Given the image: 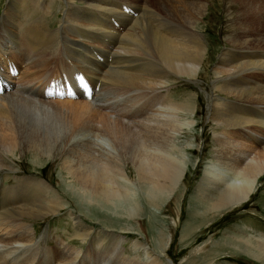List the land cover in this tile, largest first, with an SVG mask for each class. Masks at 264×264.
<instances>
[{
  "label": "bare ground",
  "instance_id": "obj_1",
  "mask_svg": "<svg viewBox=\"0 0 264 264\" xmlns=\"http://www.w3.org/2000/svg\"><path fill=\"white\" fill-rule=\"evenodd\" d=\"M158 2L165 5L162 13L167 21L158 20L162 27L159 31L155 22L137 24L135 35L133 30L127 31L137 15L115 6L128 8L125 0H7L0 37L11 41L7 57L12 59L7 62L23 65L10 79L11 89L0 94V172L3 177L12 173L14 178L10 184L0 181V193L14 192L20 199L10 202L6 211L5 207L0 209V263L33 264L29 256L45 247L37 242L43 243L46 234L43 231L34 239L32 223L23 222L22 217L56 214L64 202L57 189L41 179L30 177L26 189L24 176L6 161L9 155L26 150L47 158L59 157L61 179L67 181L71 191L88 204L127 218L139 216L140 194L147 204L159 209L162 199L184 180L189 143H182L185 138L180 135L194 121L188 115L193 118L196 114L199 103L194 98L199 95L173 100L167 93L171 87L168 82L174 80L172 76L201 75L208 47L195 24L203 18L206 0H156L155 4ZM225 2L228 46L218 54L209 72L206 114L213 122L212 148L197 188L203 210L213 213L247 204L264 176V0ZM55 7L58 23L50 27L47 17ZM99 9L110 16L99 14ZM151 12L162 17L161 12ZM188 18L192 22L189 26L184 24ZM4 42L2 38L0 59ZM103 53L111 58L99 63L101 67L95 72L88 64ZM149 53L159 63L148 62ZM3 68L6 72L4 64ZM78 73L85 74L95 89L90 100L43 99L42 89L50 79ZM105 73L114 82L104 81ZM104 88L110 92L109 97ZM62 136H69L74 144H88L89 153L67 158L65 143L56 145ZM69 215L73 235L85 241L91 236L92 226L79 215ZM97 230L94 241L110 242L120 253L117 256L122 261L118 264H164L160 254L144 241L131 239L137 252L131 257L122 252V234ZM159 237H163L161 232ZM220 239L264 262V232L228 231ZM158 245L162 250L164 244L159 241ZM70 249L62 245L61 250L66 253ZM78 250L73 251L75 255ZM229 261L227 258L220 264Z\"/></svg>",
  "mask_w": 264,
  "mask_h": 264
},
{
  "label": "rangeland",
  "instance_id": "obj_2",
  "mask_svg": "<svg viewBox=\"0 0 264 264\" xmlns=\"http://www.w3.org/2000/svg\"><path fill=\"white\" fill-rule=\"evenodd\" d=\"M155 1L156 0H151L150 3L148 0H139L137 3L131 0H125L130 15H137V19L133 23L134 25L132 24L133 27L131 26L132 28L130 27L127 31L128 33L135 32L133 34L137 35V24L142 22L143 24L155 22L157 23V30L162 28L158 20L164 19V22L167 21L165 15L162 13L165 11L163 8L165 5L160 2H158L157 5ZM173 1L177 3L178 1L180 2V0ZM6 3L7 0H0V20ZM115 6L120 10L125 8L124 5ZM227 8L225 0H206L203 18L199 19L195 24L202 42L208 47V53L206 52L201 63L203 66L200 71L201 75L196 78L172 76L174 80L168 82L169 87H171L167 93L171 99L177 101L186 99L187 96L198 94L199 96L194 99H197L196 102L199 104L193 118L191 115H188L189 118L194 120L192 125L186 128V133L180 135L182 140L185 138L182 143H189L186 148L188 160L184 180L179 183L178 188L172 192L173 194L171 193L169 196H165L164 199H162L159 209L147 204L142 194H140L139 199L142 204V210L138 212L139 216L127 218L119 213L112 214V212L100 208L97 205L88 204L81 199L75 191H71L68 188L67 181L63 182L64 180L61 179V173H63V171L59 169V157L58 159L52 157L47 158L44 154H41V156L35 155L31 151L27 152L26 150V152H16L8 156L6 161L14 168H17L15 170H17L20 176H24L22 180H24L26 189H29L32 178L41 179L52 188L57 189V192L61 194L64 199L63 206L56 214L48 215L44 218L22 217L21 219L22 221L24 220L23 222L32 223L34 239L38 238L43 231L46 234L43 243L42 241L37 242L38 245L42 244L45 247L39 249L41 251L35 250L32 254L33 256H29L34 259L33 264H118V261H120V253L115 247L110 245V242L107 243L102 240H97V242L94 241L96 233H99L97 228H103L107 231L109 230L117 234H122L124 236L122 242L124 249H122V252L131 257L137 254L130 244L131 239L138 238L149 244L155 252L160 254L164 264H220L221 261H225L227 258L230 260L227 264H264L261 260H256L241 249H237L230 244H224L220 239L225 237L228 231L238 234H246V232L248 234H258L261 231L264 232V176L259 179V182L255 185V189L258 188V191L253 195V198L244 206L234 208L236 210L226 208L218 213L205 212L197 195V188L201 181L203 169L208 165L211 156L210 149L212 148L213 137L211 123L213 122L208 119L206 114V94L207 90L209 91L211 80V75L209 74L210 69L212 70L213 65L217 62L216 58L218 54L228 46V32L226 29H228L229 15ZM150 9L151 11L156 10L159 13L161 12L160 14L162 17L151 12ZM172 10H176V8L173 7ZM97 12L110 16L103 9H99ZM127 12L128 11H126V13ZM58 13L59 11L55 7L52 15L47 17L50 27H54L58 23L56 17ZM172 17H174L173 14ZM116 21L119 20L117 19ZM191 23V19L188 18L184 24L189 26ZM177 30L181 32L180 29L177 28ZM92 36L103 38L97 33H92ZM2 38L5 41V52L3 58L0 59V70L5 72L3 64H6L7 59H12L7 57L11 41L7 37H0V42ZM148 55L149 56L142 54L144 57L147 56L148 62H154V64L159 63L154 54L149 53ZM153 55L155 58L152 57ZM110 58L111 55L107 53H103L102 55L97 54L95 56V61H90L88 66L90 69L97 72L99 71L98 68L101 67L99 63H103L104 60ZM139 59L140 57H138L137 63L140 67L141 64ZM16 65L18 69H20L23 62H19ZM143 67H145V63H143ZM107 76V73H105L103 77L104 81L114 82ZM104 90L106 97H109L110 92L108 89L104 88ZM77 97L80 98V95L78 94L76 98ZM58 128H60V126L56 128L57 131ZM69 139V136H62L56 140L57 146H64L65 143L64 151L66 150L65 154H68L67 158L70 156L71 158L82 157L85 153H89L90 150H87L88 144H83L82 142L80 145V142H78L77 144L79 145L76 146L77 144H74L75 140ZM72 146L76 149V153H74ZM69 147H71L69 149L70 151L68 150ZM77 153L78 156H76ZM2 177L3 174L0 172V181L3 180L6 184H10L14 181L12 173ZM30 177L32 178L30 179ZM19 199L20 197L14 192L0 193V209L5 207L3 210L6 211V206L10 202H16ZM69 212L79 215L85 223L92 226L91 236L87 237L85 241H81L79 237L73 235L75 230ZM160 232L163 237H159ZM106 238H110V236L107 235ZM159 241L164 244L162 250H160L158 245ZM58 242L63 243L62 245L66 247L70 246L72 249L68 250L66 253L62 252V245L57 244ZM77 249H79V253L75 255L73 251ZM117 254L119 255L117 256ZM139 260L144 259L140 258ZM0 264L8 263L3 262Z\"/></svg>",
  "mask_w": 264,
  "mask_h": 264
}]
</instances>
